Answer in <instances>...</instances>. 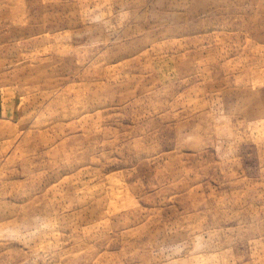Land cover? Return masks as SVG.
Instances as JSON below:
<instances>
[{
    "label": "rangeland",
    "instance_id": "rangeland-1",
    "mask_svg": "<svg viewBox=\"0 0 264 264\" xmlns=\"http://www.w3.org/2000/svg\"><path fill=\"white\" fill-rule=\"evenodd\" d=\"M0 264H264V0H0Z\"/></svg>",
    "mask_w": 264,
    "mask_h": 264
}]
</instances>
